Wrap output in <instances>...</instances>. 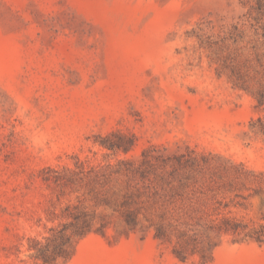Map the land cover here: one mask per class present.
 Listing matches in <instances>:
<instances>
[{"label": "rangeland", "instance_id": "rangeland-1", "mask_svg": "<svg viewBox=\"0 0 264 264\" xmlns=\"http://www.w3.org/2000/svg\"><path fill=\"white\" fill-rule=\"evenodd\" d=\"M81 163L120 170L112 204L43 180ZM261 173L264 0H0V264H44L31 247L76 208L107 227L57 264H264V243L208 229L215 208L264 225Z\"/></svg>", "mask_w": 264, "mask_h": 264}, {"label": "trees", "instance_id": "trees-1", "mask_svg": "<svg viewBox=\"0 0 264 264\" xmlns=\"http://www.w3.org/2000/svg\"><path fill=\"white\" fill-rule=\"evenodd\" d=\"M132 145L133 143H126L123 140H120L113 142L107 146H109L111 150L117 149L127 152ZM143 162L148 163L146 159H144ZM119 164L125 165L127 172L126 176L129 179H132L137 175H140L142 178L145 177V173L141 169H135L132 167L131 161L121 160ZM109 167L112 168L110 165ZM78 169L79 171H71V177L62 175H57L55 177L45 176L43 177V180L48 184L53 183L62 190H64L71 184H75V182L77 184L84 182L91 184L93 186H96V188L94 187L92 192L93 199L99 202L98 204H112L111 199L107 195V193H103L98 189V187H100L101 185L105 186L112 183L116 179L117 174L120 173V170H116L113 174H105L101 170H91L89 172H85L83 171V163L78 166ZM260 175L263 179L261 184L262 186H264V173H261ZM185 188H187V185H182L181 189L185 190ZM172 189L176 190L177 188ZM184 190L180 191V189H178L176 195L173 198L181 200V202L185 203L188 198L185 195L186 191ZM255 192L258 193L259 191L255 190ZM132 196L133 194L130 192L120 194L117 204H113L116 207L117 211H121V213H123L125 220L129 226H134L136 224L135 211L130 208L132 204ZM213 215L219 217L210 219V225L208 226V229L215 235V237L221 238L223 235L233 234L236 237H240L241 240L251 239L258 242L259 244L264 243V225H261L258 229H254L243 234L242 230H244V227L238 220L235 219V217L231 215H224L219 208H215L213 210ZM68 216L72 219V221L67 227H63L60 230H56L54 228L51 229L52 237L49 238V241L54 245L53 251H50V243L44 245L40 241H37L36 244L31 247L33 250H35V257L42 260L44 264H57V258L59 256H69L70 248L74 243V238L80 239L93 231H103L107 227L106 222L98 221L97 216L94 213L90 214L85 210H80L78 208H76V211L68 213ZM209 245L212 247L217 245V243L214 241V237L209 240Z\"/></svg>", "mask_w": 264, "mask_h": 264}]
</instances>
